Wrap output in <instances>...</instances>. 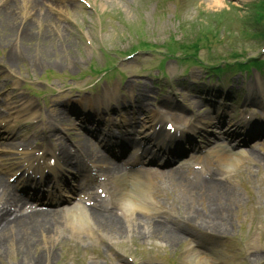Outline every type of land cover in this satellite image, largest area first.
<instances>
[{"label":"rangeland","instance_id":"1","mask_svg":"<svg viewBox=\"0 0 264 264\" xmlns=\"http://www.w3.org/2000/svg\"><path fill=\"white\" fill-rule=\"evenodd\" d=\"M38 1L44 16L33 10L27 15L28 9L25 11L23 5L21 9L17 7L13 22L3 25L5 9L16 1L0 0V65L5 71L0 77V98L5 93L2 87L5 80L15 89L12 96L20 104L17 109L8 110L13 118L18 116V123L11 124L13 131L24 135L27 130L26 136L32 140H35L33 134L41 128L37 126L39 121L47 120L50 129L51 126H67L70 121L78 126L81 120L73 110L75 106L87 96L100 95L102 90L112 87L120 90L128 102L135 100V89L140 88L143 93L138 105L146 103L142 106L147 110L148 105L156 104L174 118L182 105L187 111L181 110L185 121L182 123L188 126L191 118L200 112L203 116L206 113L218 115L215 106L205 100L206 85L211 80L198 63L219 55L229 59L231 52L252 54L264 60V53L258 51L264 47V41L257 37L244 38L243 31L251 33L254 30L250 0H218L223 3L218 9L210 8L207 0H175L177 8L170 7L168 11L169 3L162 0L164 13L160 11V0H88L89 10L73 2L56 0L49 2L53 4L49 7L48 1ZM28 23L33 25L25 36L24 24ZM202 30L210 34L211 41L207 39L205 48L199 47L197 58L183 59V64L168 60L163 66L165 45L171 39L193 38ZM222 33L225 38L220 41ZM141 45L148 47L139 48ZM132 48L140 51L124 59L132 54ZM249 73L252 75L245 85L240 83V76H236L238 87L249 94L264 92V73L259 75V71L254 70ZM223 77L227 78L228 74ZM256 79L259 89L250 86ZM215 80L223 82L221 78ZM245 94L243 91L237 105L248 98ZM66 103L69 111L65 110ZM4 104L7 108L11 101L8 99ZM228 115L230 120L229 112ZM138 117L140 123L147 119ZM143 131L141 136H147V129ZM72 132L75 135L77 130ZM259 143L255 147H262L257 151L264 153V144ZM0 146L14 153H19L21 148L13 144L7 147L4 142ZM246 147L248 154L241 157L239 165L232 170L219 167L220 163L211 156L212 149L209 154L197 158V171H201L197 177L202 178L201 173L215 170L218 178L226 176L222 181L226 189L224 194L192 189L190 181L154 182V188L158 186L153 195L158 205V213L154 216L158 217L139 216L141 219L155 223L168 220L180 233L175 222L189 212L187 205L192 203L188 198L194 200L192 210L199 215V222L197 227H183L185 231L177 243L166 242L164 233L144 238L127 231L123 237L116 238L103 228L93 236H86L79 233V229L69 233L68 228L62 227L55 241L42 243L45 248L35 247L37 252L34 250L36 253L31 254L41 255L43 250H48L49 259L45 264H254L249 262L252 241L248 233H252L255 240L259 237L257 245L264 251V164L251 163L255 147L251 144ZM15 157L9 153L6 159ZM24 161L22 155L13 163L20 166ZM258 169H261L259 173ZM169 226L167 224V228ZM0 264L32 263L16 251L6 253ZM256 264H264V260Z\"/></svg>","mask_w":264,"mask_h":264},{"label":"bare ground","instance_id":"2","mask_svg":"<svg viewBox=\"0 0 264 264\" xmlns=\"http://www.w3.org/2000/svg\"><path fill=\"white\" fill-rule=\"evenodd\" d=\"M16 4H10L8 9H5L7 12L4 13L6 15V18L3 19V25H7L8 21L13 22L14 15L16 13L17 7L21 9V6L24 5L26 14L29 15V11L33 10L35 12L44 14V11L39 9V1L38 0H15ZM12 3V2H11ZM223 3L218 0H210L208 2V6L210 8L218 9L221 7ZM11 8V9H10ZM2 12V11H1ZM44 16V15H42ZM10 18V20H9ZM15 20V19H14ZM31 23H28L27 25L24 24V26L27 28L25 29L24 35L26 36L28 31L31 29L32 25ZM23 26V27H24ZM11 29V28H10ZM9 29V30H10ZM8 30V31H9ZM72 108V106H71ZM76 109V108H75ZM78 109V108H77ZM10 137L14 138V135H11ZM10 137L8 139H10ZM146 150L143 149V152ZM148 153V149L146 151ZM149 159H154L156 156L149 157L148 154L145 156ZM145 160V159H144ZM223 160V159H222ZM149 161V160H148ZM158 162V160L156 159ZM140 163V161H138ZM118 169H110L111 173L117 172ZM130 184H133L136 188L134 190L135 199L133 201H130V203L126 204L125 206L129 209V211H139L147 214L151 208L153 207L152 203L149 201V198L147 195L149 194V185L146 182L137 181L136 179H131ZM146 185L145 187L142 185ZM202 187H204V184H201ZM3 182L0 179V188H3ZM122 192H125L122 189ZM123 199H121L122 201ZM128 202V201H127ZM118 206V205H117ZM189 209V213L186 216H182L181 220L185 224L184 227H186V224L191 226L194 223L199 222V215L196 211L191 212L193 209V203L191 205H187ZM108 208V207H107ZM107 208L99 209L101 212L92 210V209H85L83 212H79L78 215L71 213L74 209H66L65 211V220H67L68 226H74L75 223H79L80 220L84 222L86 225V229L89 232H92L94 229L103 227L106 230H108L110 233H112L116 238H121L125 232L126 228H130L131 230L135 231L134 234H138L141 237H153L158 236L164 233V239L166 242H170L172 244L177 243L181 239V234L185 231L184 229H180V233H178L176 230L167 229L165 226L162 225H156V226H150L149 230L147 232H142L140 230L141 226L137 222V218L133 220V222H126L122 218H117V213L114 211H111ZM127 212V214H128ZM60 211H48V212H42L40 214H33L30 216H26L24 218V221L26 223L21 225H15L13 226V223L7 224L3 230L0 233V250L1 245L3 242L8 241L6 237L9 235V241L12 243L18 244L20 247H29L31 249H34L36 252L38 249H35V247H43L42 243L49 242L52 243L57 238V233L60 231L61 226L63 224V220L61 217H58ZM127 214L125 216H127ZM133 215H130V217ZM86 219V220H84ZM127 219V218H125ZM125 223H124V222ZM15 228V230H13ZM218 228V227H217ZM220 229V228H218ZM249 239L252 241L251 247L249 246L250 256L249 258L253 261V263H257L259 260L264 259V257L261 255L259 251H256L255 244L253 243L255 241V238L251 233L248 234ZM41 244V245H40ZM8 247V246H5ZM45 248V247H43ZM2 253L0 252V255ZM46 258L49 257L48 250H43V255L41 254L39 258ZM38 257L35 258V264H40L41 261H39Z\"/></svg>","mask_w":264,"mask_h":264}]
</instances>
